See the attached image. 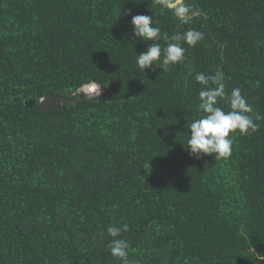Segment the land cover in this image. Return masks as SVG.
<instances>
[{"label":"trees","instance_id":"1","mask_svg":"<svg viewBox=\"0 0 264 264\" xmlns=\"http://www.w3.org/2000/svg\"><path fill=\"white\" fill-rule=\"evenodd\" d=\"M187 2L189 25L154 0H0V264H120L123 224L136 264H264V120L227 159L186 150L196 73L222 70L264 116V0ZM134 15L204 39L141 72ZM48 93L76 101L41 110Z\"/></svg>","mask_w":264,"mask_h":264},{"label":"clouds","instance_id":"2","mask_svg":"<svg viewBox=\"0 0 264 264\" xmlns=\"http://www.w3.org/2000/svg\"><path fill=\"white\" fill-rule=\"evenodd\" d=\"M164 10L172 12L181 25H189L193 20L201 16L199 8L187 0H154ZM131 15V10L126 13ZM133 35L143 41H151L146 51L136 55V64L141 72L155 70V67L164 71L170 65L182 63L185 60L186 49L195 47L204 39V34L195 28H188L183 33L176 32L169 36L162 33L160 27L154 25L153 16L134 15L131 18ZM163 40L164 45L160 43ZM155 66V67H154ZM195 81L202 85L199 91L198 111L201 113L189 125L190 135L187 133L186 150L196 159L204 156H214L216 160L227 159L232 154L234 134L250 135L259 130L257 121L264 120V116L256 113L253 115V107L242 95L241 89L235 87L228 94L225 91V77L222 70H217L214 75L196 73ZM95 83L90 85V90L100 96L102 88ZM223 100L230 108L225 111L220 106ZM129 231V226H109L107 234L112 237L108 245L111 255L120 264H136L129 257L130 244L126 239L120 238L123 233Z\"/></svg>","mask_w":264,"mask_h":264},{"label":"water","instance_id":"3","mask_svg":"<svg viewBox=\"0 0 264 264\" xmlns=\"http://www.w3.org/2000/svg\"><path fill=\"white\" fill-rule=\"evenodd\" d=\"M76 99L64 98L59 94L48 93L43 99H41L39 106L41 110L63 108L66 105L75 102ZM26 104L29 107H33L36 104V101L27 100Z\"/></svg>","mask_w":264,"mask_h":264},{"label":"rangeland","instance_id":"4","mask_svg":"<svg viewBox=\"0 0 264 264\" xmlns=\"http://www.w3.org/2000/svg\"><path fill=\"white\" fill-rule=\"evenodd\" d=\"M91 84H93V83H89V84H87L86 86H84L82 89H81V91L82 92H84V93H87L88 95H97V93L96 92H92L91 90H90V85ZM96 84V83H95ZM96 85H98V84H96ZM99 86V85H98ZM100 88V87H99ZM99 88H98V90H99ZM101 92H102V90H101Z\"/></svg>","mask_w":264,"mask_h":264}]
</instances>
